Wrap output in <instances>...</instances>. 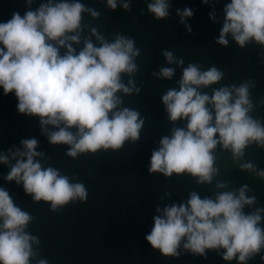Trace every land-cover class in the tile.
Returning <instances> with one entry per match:
<instances>
[{
    "label": "clouds",
    "instance_id": "clouds-1",
    "mask_svg": "<svg viewBox=\"0 0 264 264\" xmlns=\"http://www.w3.org/2000/svg\"><path fill=\"white\" fill-rule=\"evenodd\" d=\"M25 2L39 7L0 22V88L5 95L15 93L19 113L39 117L42 134L53 145H68L64 153L73 159L138 141L146 118L123 99L142 90L137 85L142 50L136 40L122 32L109 36L94 26L86 17L98 19L101 12L86 0ZM145 2L156 20L174 10L179 23L192 32L188 20L193 8L173 9L174 0ZM202 2L207 5L209 0ZM101 3L130 12L133 0ZM223 11L216 44L228 47L234 42L241 49L255 45L264 64V0H230ZM210 19H217L214 11ZM162 55L165 63L153 72L155 77L172 80L180 70L176 83L161 93L162 103L170 122L187 123L160 139L149 172L189 176L210 191L193 187L186 201L157 207L146 240L164 257L177 258L183 250L207 258L214 250L229 264H249L257 256L264 262V204L250 184L233 187L218 179L223 173L220 154L228 153L224 169L234 164L264 181V167L248 152L252 146L264 149V117L254 114L257 81L225 83L226 70L215 64L186 63L170 49ZM259 103L264 105V99ZM38 148L33 136L0 149V165L9 169L3 178L22 185L33 202L47 203L52 212L86 202L85 183L48 163L49 155ZM171 196L165 192L159 199ZM35 219L0 186V264H52L31 229Z\"/></svg>",
    "mask_w": 264,
    "mask_h": 264
},
{
    "label": "trees",
    "instance_id": "trees-1",
    "mask_svg": "<svg viewBox=\"0 0 264 264\" xmlns=\"http://www.w3.org/2000/svg\"><path fill=\"white\" fill-rule=\"evenodd\" d=\"M86 2L101 12L98 19L86 17L88 21L109 36L115 32L132 36L142 50L137 73V85L142 90L123 97L125 106L138 110L146 118L141 137L136 142H126L119 150L99 151L73 159L64 153L68 145H53L42 134L39 117L19 113L14 92L5 95L0 88V149L19 145L22 139L35 136L39 141L38 151L50 157L48 163L85 183L89 197L86 202L69 204L52 212L47 203L33 202L22 185L6 181L3 177L9 169L4 165H0V186L9 191L18 206L27 208L36 217L31 229L40 236L42 255L52 264H229L214 250L208 251L207 258L183 250L177 258L164 257L146 240L154 226V217L159 214L157 207L186 201L187 190L193 187L199 192L210 191V186L203 189L189 176L168 178L149 172L150 158L159 147L160 139L169 135L172 127H184L187 123L170 122L161 99V93L176 83L180 70L172 80L158 79L153 72L165 63L162 50L170 49L183 56L186 63L199 62L206 67L215 64L225 69V83L252 78L257 81L253 89L257 103L254 114L264 117V105L259 103L264 99L260 49L255 45L241 49L234 42L228 47L216 44L223 10L230 0H209L207 5L202 0H174L173 9L193 8L194 16L188 20L191 33L179 23L174 10L168 18L156 20L148 13L145 0H133L130 12L119 7L112 10L101 0ZM37 7L38 3L29 6L25 0H0V22L8 21L15 12L23 16L29 8ZM213 11L217 16L215 21L210 19ZM248 152L250 159L264 167V149L252 146ZM227 159H230L228 153L220 154L221 170ZM230 183L233 187L250 184L259 202L264 204V181L235 170L231 172ZM165 192H172V196L159 199ZM249 264L264 262L257 256Z\"/></svg>",
    "mask_w": 264,
    "mask_h": 264
},
{
    "label": "rangeland",
    "instance_id": "rangeland-1",
    "mask_svg": "<svg viewBox=\"0 0 264 264\" xmlns=\"http://www.w3.org/2000/svg\"><path fill=\"white\" fill-rule=\"evenodd\" d=\"M226 161H229V159H227ZM224 167H225V163H224L223 170H222L223 173H222V175H220V176L218 177V179H221V180H224V181H227V182L230 183L231 172H234V171L237 170V169H235L236 167H235L234 164L231 165L229 169H224ZM234 174H235V173H232V175H234ZM230 184H231V183H230Z\"/></svg>",
    "mask_w": 264,
    "mask_h": 264
}]
</instances>
